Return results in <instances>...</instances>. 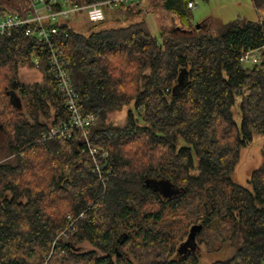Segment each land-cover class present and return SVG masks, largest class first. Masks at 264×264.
I'll return each mask as SVG.
<instances>
[{"label": "trees", "instance_id": "trees-1", "mask_svg": "<svg viewBox=\"0 0 264 264\" xmlns=\"http://www.w3.org/2000/svg\"><path fill=\"white\" fill-rule=\"evenodd\" d=\"M189 1L156 2L179 26L161 30L160 39L139 1L104 7V20L93 25L100 27L87 34L67 21L56 23V43L69 59L80 106L97 116L88 142L108 151L102 177L80 133L42 137L67 119L43 45L34 34H0V130L6 149L0 160V264H42L67 215L80 212L76 233L50 263L200 264L202 244L231 250L208 264H264V55L246 68L238 61L243 51L264 44V18L214 26L204 20L191 28ZM26 8L0 4V10L20 14ZM108 22L115 26H104ZM23 64L37 68L41 80L21 81ZM132 100L147 124L131 110L123 125L108 120ZM237 101L239 123L232 110ZM254 133L263 135V156L248 188L231 173ZM155 179L175 190L161 195L151 183ZM84 241L95 249L74 248Z\"/></svg>", "mask_w": 264, "mask_h": 264}, {"label": "built area", "instance_id": "built-area-1", "mask_svg": "<svg viewBox=\"0 0 264 264\" xmlns=\"http://www.w3.org/2000/svg\"><path fill=\"white\" fill-rule=\"evenodd\" d=\"M29 6L24 13L0 10V34L10 35L14 31L24 34H34L46 51L48 74L55 82L67 113V119L59 125L50 127L43 133V138L60 137L71 138L75 132L81 134L86 141L85 150L93 156V170L102 177L101 162L108 156V151L103 147H93L89 144L87 136L89 129L97 120L92 112H84L80 106L78 93L75 91L69 74V59L64 51L58 47L56 41L59 28L56 23L66 21L70 14L85 10V16L93 23H98L105 18L104 7L112 9L118 5H125L139 0H101L84 5L62 6L63 0H28ZM194 0L187 3L190 9L195 8ZM264 55V44L243 51L238 61L242 67L255 65ZM106 177H103L105 179ZM84 217V212L76 215H67L68 222L60 229L46 255L50 259L59 250L60 245L77 231V222ZM63 252V249L60 250Z\"/></svg>", "mask_w": 264, "mask_h": 264}, {"label": "rangeland", "instance_id": "rangeland-1", "mask_svg": "<svg viewBox=\"0 0 264 264\" xmlns=\"http://www.w3.org/2000/svg\"><path fill=\"white\" fill-rule=\"evenodd\" d=\"M158 1L159 0H139L140 5L138 6L141 7V9H143V11L146 13L144 17L148 21L152 33L157 37V39H160V31H168L169 29H173L174 26L176 27L178 25V21L172 13L161 9L160 6L156 5V2ZM194 2L196 6L194 9L190 10V22L192 24L190 25L191 28H193L196 24H200L204 20H209L210 22H212V26H214L219 23H225L236 18L248 20H259L264 18V0L263 4L260 7H256L253 0H194ZM0 4L5 6L6 8H10L11 6L26 8L29 6V1L0 0ZM66 21L76 30L85 34L89 33L92 29H97L100 27V25L93 26L94 23H91L86 19L85 10L70 14L69 18ZM104 26H115V24L113 22H108ZM19 75L20 80L23 82L38 81L42 78V73L37 68L28 66L26 64L20 66ZM238 102L239 101H237L232 108L233 117L237 123L240 122ZM2 106L3 103L0 100V109L2 108ZM130 110L133 112L134 116L138 118V121L140 123L147 124L140 119L138 115V109L135 108L133 100L120 109L111 112L108 115V120L114 124L123 125L127 120L128 112ZM88 138L89 135L87 136V139ZM4 141V133L0 130V160L4 158L6 153V149L3 148ZM179 143L186 145V143L181 139H179ZM262 147L263 135L260 133H254L252 139L242 145L239 160L231 173V179L233 181L250 188V184L248 182L250 174L252 170L257 168L262 162ZM88 155L91 158L93 166V156L90 153H88ZM8 158L11 159L12 157L8 156ZM154 185H156L157 187L159 186L162 192L161 195H167L172 190H175L168 184L167 181H164L162 179H155ZM199 246L200 249L198 250V254L200 264H208L214 260L223 259L231 253L230 249L222 248L218 251H214L212 248H206L202 244H200ZM74 248L80 251H84L95 249V246L84 241L75 244ZM98 252L99 254H102V252ZM46 255L47 252L42 255V264H52L50 263L51 258L46 259Z\"/></svg>", "mask_w": 264, "mask_h": 264}, {"label": "water", "instance_id": "water-1", "mask_svg": "<svg viewBox=\"0 0 264 264\" xmlns=\"http://www.w3.org/2000/svg\"><path fill=\"white\" fill-rule=\"evenodd\" d=\"M195 27H196V28H199V25L196 24ZM174 29H179V26H176L175 28H173V30H174ZM6 93L8 94L9 99H10V101H11L12 103H14V104H16V105L19 104V99H18V97H17V95H16V93H15L14 91L6 92ZM12 99H13V100H12ZM151 183L154 184L153 181H151ZM158 187H159V186H158ZM171 187H172V186H171ZM197 228L200 229V228H201V225L198 224V225H194V226L191 227V229H190V235H189V237L187 238L186 242H189V241L193 240L194 233H195V231H196Z\"/></svg>", "mask_w": 264, "mask_h": 264}, {"label": "crops", "instance_id": "crops-1", "mask_svg": "<svg viewBox=\"0 0 264 264\" xmlns=\"http://www.w3.org/2000/svg\"><path fill=\"white\" fill-rule=\"evenodd\" d=\"M191 10V9H190ZM148 15V14H147ZM191 23V22H190ZM13 100V99H12Z\"/></svg>", "mask_w": 264, "mask_h": 264}]
</instances>
